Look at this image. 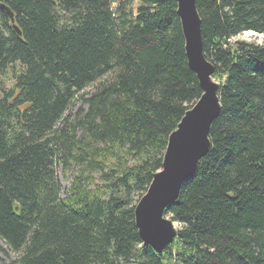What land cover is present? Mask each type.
I'll use <instances>...</instances> for the list:
<instances>
[{"label": "trees", "instance_id": "trees-1", "mask_svg": "<svg viewBox=\"0 0 264 264\" xmlns=\"http://www.w3.org/2000/svg\"><path fill=\"white\" fill-rule=\"evenodd\" d=\"M135 1L0 0V75L14 82L0 86L11 264H264V45L231 43L264 35V0H195L221 112L167 209L180 228L161 254L143 246L135 207L202 90L176 1L138 0L134 12Z\"/></svg>", "mask_w": 264, "mask_h": 264}, {"label": "water", "instance_id": "water-1", "mask_svg": "<svg viewBox=\"0 0 264 264\" xmlns=\"http://www.w3.org/2000/svg\"><path fill=\"white\" fill-rule=\"evenodd\" d=\"M185 52L190 69L199 81L202 96L184 115L169 136L162 169L154 174L146 193L135 207V224L143 246L161 254L178 235L175 223L166 216L169 205L178 199L183 183L196 171L211 147L210 129L221 112L215 67L205 57L202 21L195 0H175ZM5 10V7L2 6ZM10 15V14H8ZM11 22L14 24L12 16ZM13 29L20 34L14 25Z\"/></svg>", "mask_w": 264, "mask_h": 264}, {"label": "rangeland", "instance_id": "rangeland-1", "mask_svg": "<svg viewBox=\"0 0 264 264\" xmlns=\"http://www.w3.org/2000/svg\"><path fill=\"white\" fill-rule=\"evenodd\" d=\"M133 10L134 12H137L139 9V1L136 0L133 5ZM236 42H246V43H251V44H258V45H264V35H257L254 33H244L239 35L238 37L234 38L231 43H236ZM13 81L10 77V75H0V86L5 89H10L13 87ZM93 91V88H89L86 92L91 93ZM80 108H86L84 104L79 101L76 102L75 107L73 109V112L75 113L77 110ZM62 187H63V192H65L69 188V183L61 179ZM175 228L179 230L180 226L178 224H175ZM0 264H11L16 260V254L11 251L7 245L0 239Z\"/></svg>", "mask_w": 264, "mask_h": 264}]
</instances>
